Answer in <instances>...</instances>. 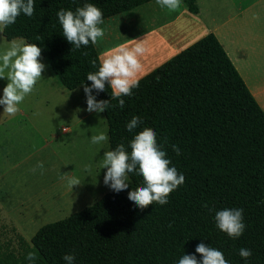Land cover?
I'll return each instance as SVG.
<instances>
[{"label": "trees", "instance_id": "trees-1", "mask_svg": "<svg viewBox=\"0 0 264 264\" xmlns=\"http://www.w3.org/2000/svg\"><path fill=\"white\" fill-rule=\"evenodd\" d=\"M149 1L34 0V15L21 12L2 34L7 41L21 37L36 43L52 76L72 90L91 84L87 74L99 69L101 59L91 42L76 49L67 41L57 12L92 3L104 19ZM184 2L199 13L197 0ZM111 92L107 83L105 91L93 90L97 100H109L103 112L110 150L123 143L130 152L135 134L150 127L169 166L185 182L168 195L167 204L153 202L141 211L128 192L144 186V180L129 173L128 189L108 192L41 226L30 241L14 226L19 251L0 250V264H29L28 252L35 253V264H66L63 256L69 253L74 264H178L184 254L202 259L195 251L201 242L222 251L229 264H264V111L217 36L206 34L143 76L131 96L111 99ZM119 99L125 101L123 109ZM133 116L142 124L129 132L126 124ZM225 208L243 209L246 227L238 238L217 227L215 214ZM241 248L252 250L247 260L239 255Z\"/></svg>", "mask_w": 264, "mask_h": 264}, {"label": "rangeland", "instance_id": "rangeland-1", "mask_svg": "<svg viewBox=\"0 0 264 264\" xmlns=\"http://www.w3.org/2000/svg\"><path fill=\"white\" fill-rule=\"evenodd\" d=\"M13 40L26 42L21 37ZM13 40L7 41L0 31V55ZM40 59L46 68L33 92L18 105L19 112L9 116L0 105L1 251L18 252V233L30 241L41 226L113 191L103 182L107 169L102 168V160L104 151L110 150L109 137L100 144L90 140L101 131L108 136L104 112H88L83 85L72 90L61 86L46 59ZM7 83L0 78V97ZM64 127L70 131H63ZM38 162L44 164L43 174L39 169L31 171ZM73 176L81 184L71 187Z\"/></svg>", "mask_w": 264, "mask_h": 264}, {"label": "clouds", "instance_id": "clouds-1", "mask_svg": "<svg viewBox=\"0 0 264 264\" xmlns=\"http://www.w3.org/2000/svg\"><path fill=\"white\" fill-rule=\"evenodd\" d=\"M162 8L171 11L177 10L181 0H156ZM21 12L28 17L34 15V0H0V31L15 23ZM63 35L76 49L87 46L89 42L97 43L99 37L105 35V30L99 25L103 24L102 10L92 3H85L75 11L60 9L57 12ZM259 19V17H254ZM37 40L41 38L36 37ZM133 44L122 43L115 47L102 60L96 72H89L87 80L91 84H83L86 96L87 111L99 114L109 107V100H97L93 90L98 94L106 90V83L110 86L111 99L122 96H131L132 90L139 87V73L142 69L141 57L146 52L142 40H134ZM87 55V53H84ZM42 49L36 43H26L23 40H13L9 47L0 55V78H6L8 83L3 88V96L0 97V105L4 106V113L14 116L19 112L18 105L25 97L33 92L34 86L41 78L46 65L41 61ZM95 66L96 62H91ZM124 99L118 100V106L123 109ZM140 124L142 119L133 116L126 124L129 132H132ZM92 144L107 142L106 132L92 135ZM173 151L181 154L177 145H171ZM130 152L123 143L113 150L104 151L102 168H106L104 184L116 193L129 188V173L137 172L142 175L144 186L137 187L128 192V199L143 211L153 202L160 205L168 203V195L185 182V176L179 174L162 144L157 142V133L150 127H144L135 134L130 141ZM37 169L43 174L44 164L38 162L31 171ZM91 170V166H86ZM70 186L79 185L81 181L73 176ZM207 207V204L204 205ZM217 227L227 233L229 237L238 238L245 231V223L242 208H225L215 214ZM171 226V225H169ZM196 253L202 259L198 260L195 254H184L178 264H229L222 251L210 247L203 242L197 244ZM239 255L247 260L252 255V250L241 248ZM26 259L29 264H35L37 259L34 252H28ZM63 260L66 264H74L75 256L72 253L65 254Z\"/></svg>", "mask_w": 264, "mask_h": 264}, {"label": "crops", "instance_id": "crops-1", "mask_svg": "<svg viewBox=\"0 0 264 264\" xmlns=\"http://www.w3.org/2000/svg\"><path fill=\"white\" fill-rule=\"evenodd\" d=\"M197 3L199 13H192L184 0L175 11L151 0L104 18L99 27L104 28L105 35L95 44L101 62L120 44L142 40L146 52L140 58L141 79L213 32L264 111V0H197ZM63 131L69 132L70 128L64 127Z\"/></svg>", "mask_w": 264, "mask_h": 264}]
</instances>
